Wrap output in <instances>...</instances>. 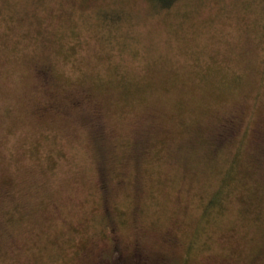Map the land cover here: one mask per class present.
Wrapping results in <instances>:
<instances>
[{
	"label": "rangeland",
	"instance_id": "rangeland-1",
	"mask_svg": "<svg viewBox=\"0 0 264 264\" xmlns=\"http://www.w3.org/2000/svg\"><path fill=\"white\" fill-rule=\"evenodd\" d=\"M112 239L264 264V0H0V264Z\"/></svg>",
	"mask_w": 264,
	"mask_h": 264
},
{
	"label": "trees",
	"instance_id": "trees-1",
	"mask_svg": "<svg viewBox=\"0 0 264 264\" xmlns=\"http://www.w3.org/2000/svg\"><path fill=\"white\" fill-rule=\"evenodd\" d=\"M153 4L160 8V9H168L171 7L177 0H152ZM227 126V128L223 129L222 132L226 131V129H231L229 125H223ZM228 129L227 132L232 133ZM214 199H210L205 206V209L212 210L214 207ZM113 242V251L109 257H104L100 260L102 264H170L167 260L163 259L162 257H156L153 259H149L148 256L144 255L143 252H136V254L133 255H127L123 256L121 252L119 251L116 244H114V240H110V242Z\"/></svg>",
	"mask_w": 264,
	"mask_h": 264
}]
</instances>
